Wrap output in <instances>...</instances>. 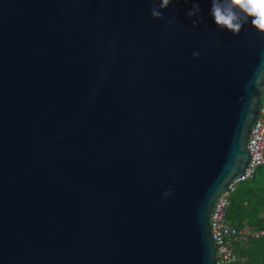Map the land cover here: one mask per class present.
I'll use <instances>...</instances> for the list:
<instances>
[{"label":"water","instance_id":"95a60500","mask_svg":"<svg viewBox=\"0 0 264 264\" xmlns=\"http://www.w3.org/2000/svg\"><path fill=\"white\" fill-rule=\"evenodd\" d=\"M150 8L0 0V264H213L264 33L220 29L211 0Z\"/></svg>","mask_w":264,"mask_h":264},{"label":"built area","instance_id":"2783aa9c","mask_svg":"<svg viewBox=\"0 0 264 264\" xmlns=\"http://www.w3.org/2000/svg\"><path fill=\"white\" fill-rule=\"evenodd\" d=\"M248 158L240 175L232 179L212 201L208 214V230L213 247V264H229L236 258L233 242L246 233L253 236L264 235V228L247 226L238 228L225 218V208L229 192L238 180L249 177L257 165L264 163V85L259 93L255 118L249 126L246 138Z\"/></svg>","mask_w":264,"mask_h":264},{"label":"trees","instance_id":"16d2710c","mask_svg":"<svg viewBox=\"0 0 264 264\" xmlns=\"http://www.w3.org/2000/svg\"><path fill=\"white\" fill-rule=\"evenodd\" d=\"M225 218L238 228H264V163L256 166L253 173L238 180L229 192ZM236 258L229 264H264V235L234 240Z\"/></svg>","mask_w":264,"mask_h":264},{"label":"clouds","instance_id":"9594fccd","mask_svg":"<svg viewBox=\"0 0 264 264\" xmlns=\"http://www.w3.org/2000/svg\"><path fill=\"white\" fill-rule=\"evenodd\" d=\"M178 3L179 0H176ZM172 0H151L150 14L152 19H164L163 9H166ZM188 3V0H185ZM201 8L199 2H193L191 9L187 12L189 17L196 16L192 20L193 27L203 20L200 16ZM210 15L214 18L215 24L220 29L230 30L234 35L239 34L244 24L251 22V25L259 32L264 33V0H211ZM170 19L166 23L171 24ZM193 57H199L198 51L193 52ZM256 86L264 85V66L255 78ZM172 194L169 189L163 193L164 197Z\"/></svg>","mask_w":264,"mask_h":264}]
</instances>
